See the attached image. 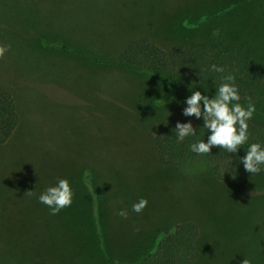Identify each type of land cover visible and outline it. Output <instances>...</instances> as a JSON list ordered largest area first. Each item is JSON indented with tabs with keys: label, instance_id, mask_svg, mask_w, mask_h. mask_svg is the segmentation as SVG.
Returning <instances> with one entry per match:
<instances>
[{
	"label": "rangeland",
	"instance_id": "374dc122",
	"mask_svg": "<svg viewBox=\"0 0 264 264\" xmlns=\"http://www.w3.org/2000/svg\"><path fill=\"white\" fill-rule=\"evenodd\" d=\"M216 32L264 67V0H0V90L20 124L0 147V264H130L184 222L199 230L195 264H264V172L227 184L160 166L154 135L184 99L161 78L89 58ZM216 89L198 81L188 94ZM254 105L250 122L264 128ZM58 179L74 196L53 216L38 197Z\"/></svg>",
	"mask_w": 264,
	"mask_h": 264
},
{
	"label": "trees",
	"instance_id": "16d2710c",
	"mask_svg": "<svg viewBox=\"0 0 264 264\" xmlns=\"http://www.w3.org/2000/svg\"><path fill=\"white\" fill-rule=\"evenodd\" d=\"M89 58L97 64L113 65L161 78L171 88L172 100H185L189 96L190 87L198 81H206L210 86L218 88L221 74L209 71V66L214 64L224 68L223 75L231 74L235 77L241 100L264 106V67L256 63L251 48L240 40L229 42L224 32L210 34L202 43L180 45L173 51H165L149 38L142 37L128 41L115 63ZM184 106H180L154 135L153 147L159 165L190 180L205 176L227 184L248 181L252 175L237 164V157L244 155L247 144L231 159V154L217 148L204 156H197L189 150L188 145L198 139L206 142L207 132L202 128V120L181 115ZM188 120L197 129L196 136L178 142L172 130L177 122L185 123ZM18 122L12 96L0 90V145L9 140ZM248 125L249 143L264 144V128L250 121ZM198 238L199 230L193 222L173 225L168 233L159 236L150 252L130 264H195Z\"/></svg>",
	"mask_w": 264,
	"mask_h": 264
},
{
	"label": "clouds",
	"instance_id": "9594fccd",
	"mask_svg": "<svg viewBox=\"0 0 264 264\" xmlns=\"http://www.w3.org/2000/svg\"><path fill=\"white\" fill-rule=\"evenodd\" d=\"M8 51V46L0 47V56ZM209 71L221 74V83L215 90L214 96L202 94L201 91H190L185 98L181 115L195 120H202V128L207 132V140L198 139L188 145L189 150L197 156L209 155L213 148L223 150L231 159L247 144V150L242 157H237V164L242 165L245 172L259 175L264 172V144L249 143V125L255 113V105L248 102L246 107L240 103L239 88L235 84V77L231 74L223 75L224 68L210 65ZM196 130L191 120L185 123L177 122L172 132L176 140L182 142L187 137L196 136ZM31 192V191H30ZM73 190L67 179H58L54 186L45 189L38 197V202L46 206L50 215H57L73 203ZM147 205L141 199L132 205V211L140 213ZM120 216L126 217L121 211ZM246 264V262H245Z\"/></svg>",
	"mask_w": 264,
	"mask_h": 264
},
{
	"label": "crops",
	"instance_id": "0c3cea01",
	"mask_svg": "<svg viewBox=\"0 0 264 264\" xmlns=\"http://www.w3.org/2000/svg\"><path fill=\"white\" fill-rule=\"evenodd\" d=\"M19 125H20V124H19V122H18V125H17V127L15 128L14 132H16V130L18 129ZM14 132H13V133H14ZM4 144H5V143H4ZM4 144H3V145H4ZM1 146H2V145H0V147H1Z\"/></svg>",
	"mask_w": 264,
	"mask_h": 264
}]
</instances>
